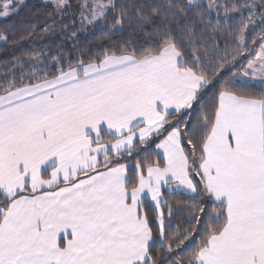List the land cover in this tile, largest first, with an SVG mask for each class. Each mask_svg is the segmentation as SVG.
Here are the masks:
<instances>
[{"label": "snow or ice", "instance_id": "1", "mask_svg": "<svg viewBox=\"0 0 264 264\" xmlns=\"http://www.w3.org/2000/svg\"><path fill=\"white\" fill-rule=\"evenodd\" d=\"M51 5L56 15L72 6ZM79 8L88 23L117 13L112 27L122 29L129 20V5L115 0ZM213 8L241 12L237 56L256 52L247 81L225 76L237 56L208 59L183 23ZM18 11L19 0H0V19ZM134 11L154 44L0 83V264H165L185 251L172 264H264V0ZM257 15L258 50L247 36ZM165 191L196 205L186 229L170 231Z\"/></svg>", "mask_w": 264, "mask_h": 264}, {"label": "trees", "instance_id": "2", "mask_svg": "<svg viewBox=\"0 0 264 264\" xmlns=\"http://www.w3.org/2000/svg\"><path fill=\"white\" fill-rule=\"evenodd\" d=\"M71 2L75 5V0ZM115 2L118 6L129 5V20L122 29L112 27L117 13H110L106 20L102 18L94 23L88 34L78 33L74 37L72 34L75 30L71 22L75 16L70 9H66L62 15H56L51 3L41 0H27L15 15L8 19H0V35L8 38L7 43L0 40V83H3L5 78H15L19 81L21 73L24 75L33 71L51 73L59 66L57 61L63 62L65 67L68 61H71L75 66L77 59H84L87 62L89 56L103 52L105 49L118 50L125 45L139 51L154 44L158 37L153 34V27L144 25L141 29L134 8L144 2L163 3L164 0H115ZM215 2L219 5L228 3L243 5L246 2L258 4L259 0H215ZM241 11L246 18L247 10L241 9ZM240 19V11L225 12L221 8L219 11L215 9L203 14L191 12L183 23L194 28L195 44L199 51L204 53L207 50V58L215 59L225 55V49L229 57L237 56L233 35ZM259 25L260 20L247 32L249 49L259 48V41L262 38ZM253 39L257 41L256 44L252 43ZM30 53H38V58L32 59ZM255 55L256 52L248 51L237 56L239 63L235 67L226 69L225 76L231 77L234 73V78L240 80L243 76V67ZM242 91H255L258 94L259 88L242 89ZM205 102L211 106V92ZM130 160L135 163V159L130 158ZM164 199L173 210L170 231L189 227L192 215L196 214V205L191 203L189 197L181 193L169 194L165 191ZM187 254L186 251L174 252L168 257L165 253L164 256L168 257L165 264H172V260H178L181 256L186 257Z\"/></svg>", "mask_w": 264, "mask_h": 264}, {"label": "rangeland", "instance_id": "3", "mask_svg": "<svg viewBox=\"0 0 264 264\" xmlns=\"http://www.w3.org/2000/svg\"><path fill=\"white\" fill-rule=\"evenodd\" d=\"M27 0H19V7L21 5H23ZM45 3H51V0H41ZM106 2V0H105ZM70 3H71V7L69 8L70 9V12L72 14H74L75 16V19L71 22L72 24V27L73 29L75 30L74 33L72 34V37H74L76 34L80 33V34H88L89 33V29H91V27L94 25V23H97L99 22L101 19L97 20V21H93L92 23H88L87 21H82L81 19V15H80V8H79V5L82 3V0H75V5L73 4V2H71L70 0ZM201 3H205L206 5L209 4V3H216L215 0H201ZM212 10H215V8H213ZM258 11V10H257ZM258 15L256 17H254L253 19L257 22H259V19H258ZM258 50V49H257ZM246 66V65H245ZM241 79L247 81L249 78L247 77H244L242 76ZM240 79V80H241ZM253 83L255 84H259V81L256 80V81H253Z\"/></svg>", "mask_w": 264, "mask_h": 264}, {"label": "crops", "instance_id": "4", "mask_svg": "<svg viewBox=\"0 0 264 264\" xmlns=\"http://www.w3.org/2000/svg\"><path fill=\"white\" fill-rule=\"evenodd\" d=\"M247 65V64H246Z\"/></svg>", "mask_w": 264, "mask_h": 264}]
</instances>
